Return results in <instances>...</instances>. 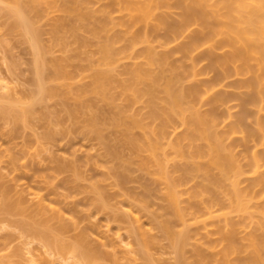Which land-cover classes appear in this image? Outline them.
Instances as JSON below:
<instances>
[{
    "label": "rangeland",
    "instance_id": "1",
    "mask_svg": "<svg viewBox=\"0 0 264 264\" xmlns=\"http://www.w3.org/2000/svg\"><path fill=\"white\" fill-rule=\"evenodd\" d=\"M15 1L0 0V264H82L85 256L88 264H183L185 259L188 264H221L216 260L225 246L221 230L222 233L237 230L238 241L249 233L263 237L264 225L262 221L257 225L254 215L258 214L253 211L249 214L251 218L247 215L250 221L242 227L235 226L242 222L241 215L232 213L230 219L235 227L229 229L228 225L226 231L218 213L229 201L227 194L223 196L219 191L213 195L212 187L204 186L201 190L204 182L209 185L206 171H186L200 141L189 139L188 129L178 119L169 122L165 134L158 136L161 122L151 117L148 97L123 87L129 78L128 69L142 63L134 55L138 47L130 57L122 56L106 67L111 75L105 95L88 88L99 58V44L117 30L94 35V18L76 21L60 9L67 0H55L56 9L46 8L44 13L36 8L25 11L30 28L37 33L43 58V84L59 90L56 95L43 94L41 101H34L38 86L33 50L15 14ZM175 10H171L172 16H176ZM70 21L77 23L74 32L66 28ZM56 25L62 29L60 37H54ZM114 46L121 49L125 42L115 41ZM170 60L177 65L183 61L178 53ZM55 63L61 66L66 78H54ZM205 63L202 60L199 66ZM208 77L202 76V81ZM29 103L32 104L27 118L13 117L12 111H19ZM163 104L157 101L159 107ZM227 104L229 108L233 105L231 112L238 111L236 102ZM224 106L219 109L225 111ZM199 109L206 111L209 104L203 102ZM92 114L97 116L98 125L90 127L88 120L93 118ZM228 121L218 125V132L225 133ZM235 135L226 138L231 144L227 145L246 164L245 151L252 143H244L240 135L239 138ZM149 140L159 142L156 150L149 148ZM194 161L202 163L204 159ZM121 170L127 179L119 185L116 177ZM157 171H164L165 176ZM211 172L216 175L217 169ZM247 182L244 180L242 187ZM172 183L179 191L178 203L185 218L190 219L193 203L202 206L201 215L204 206L218 212L214 211L217 216L212 213L214 218L209 220L201 216L207 224L198 222V229L203 226L200 230L196 229L197 224H192L195 222L192 213L190 225L187 222L185 226L193 238L185 247L182 262L160 225L162 216L163 219L169 216L164 194ZM144 195L148 207L140 200ZM214 196L215 203H211ZM239 247V254L228 255L227 264H238V256L245 257L242 243ZM59 248L64 251L59 252ZM198 253L208 256L198 260Z\"/></svg>",
    "mask_w": 264,
    "mask_h": 264
},
{
    "label": "bare ground",
    "instance_id": "2",
    "mask_svg": "<svg viewBox=\"0 0 264 264\" xmlns=\"http://www.w3.org/2000/svg\"><path fill=\"white\" fill-rule=\"evenodd\" d=\"M15 2V14L20 18L33 50V69L38 86V96L36 94L37 97H34V101H41L43 94L53 96L59 90L43 84L41 79L43 58L38 47L37 33L30 28V21L25 16V11L35 8L40 12L45 11L46 8L56 9L57 1L16 0ZM62 3L63 6L60 5V9L67 16L72 15L76 21L94 18V35L108 34L110 30L112 32L114 29L117 30L114 35L111 36L110 33V36H105L99 44V58L96 60V66L93 64L95 67L93 66L91 83L88 88H91L93 92L97 91L98 94L105 95L111 75L106 67L117 63L122 56L130 57L138 47L139 50L134 55L141 58L142 63L134 64L128 69L129 78L123 87L127 91L137 93L136 95L148 97L149 105H151V117L159 119L161 122L158 136L162 137L165 134L169 122L178 119L181 125L188 129L187 135L189 133L188 137H191L189 139L202 142L201 145L200 142L197 144L193 155L190 156L192 157L189 160L191 162H189L186 171L196 170L198 172L200 169L206 171L210 180L207 182V175H205L204 181L209 185L204 182L203 186L201 184V190L204 186L205 188L212 187L210 191L213 192V195L220 191L222 195L226 193L225 196L227 200L229 199V201L226 200L227 205L220 207V213L211 210L209 206H204L205 212L202 214L209 220V217L214 218L218 213L221 216L219 221H223L224 227L227 226L226 231H228V225L229 229L233 227L232 213L236 216L241 215L242 222L236 223L235 226L241 225L240 227H242L249 222L247 215L251 218L249 216L251 211L258 214L254 215L257 225L261 221V225H264V0H67ZM95 4L98 6L93 8ZM171 10L176 11V16H172ZM64 18L68 20L66 17ZM76 24H66L68 26L66 28L70 32H74L77 28ZM54 29V37L61 35L62 29L60 30L57 25ZM120 40H124L125 46L121 49L113 47L114 42ZM220 49L223 50L219 53ZM175 53H178L183 59L179 65L173 64L170 60ZM202 60H206V63L201 67L199 63ZM58 65H55L53 71L54 78H66V73H62L61 66L58 67ZM202 76L208 78L202 81ZM88 88L86 87V89ZM86 89L84 90L86 91ZM160 93L162 96L159 95ZM158 100L164 103L163 107L157 105ZM230 101L236 102L234 105L238 106L236 113L230 111L233 105L230 108L227 106ZM203 102L209 104V109L206 111L199 109ZM31 104L21 106L19 111H12L11 114L14 118L25 119L30 114ZM220 106H224L225 111L220 110ZM94 116L92 114L93 118L87 119L90 127L98 125L97 116L95 118ZM225 120L229 122L227 123L228 128L225 133H220L217 129L218 125L224 123ZM233 135L238 138L240 135L239 139L244 143L246 141L252 143L245 151L247 153L244 156L246 164L237 159L232 152V147L228 146L231 144L226 142V138L230 139ZM158 143L149 140L148 146L150 149L156 150ZM194 158L197 161L204 159V162L198 161V163L194 161ZM120 169L118 168V170ZM213 169H217V172H214L216 175L211 172ZM120 172L122 170L118 171L117 177L115 176L119 177L117 179L119 185L127 179V176ZM163 172L158 173L162 175ZM163 174L162 176H165V172ZM244 180H249L246 187L241 185ZM225 185L226 187L223 189ZM175 186L176 184L172 183L165 193L166 195L164 194L168 202V206L165 208H168L170 212L169 216L164 219L162 216L160 225L182 262L185 258L183 255L185 247L193 238L192 232L188 231L189 228L185 226L188 220L192 219V213L194 212L193 219L195 221L192 224L196 225L201 222L203 225L206 221L202 222L201 216L203 215L199 214L202 206L200 207L199 203L190 205L192 206L190 219L189 217L185 218V212L179 207L180 194ZM217 189L219 190L216 191ZM199 195H201L200 192ZM144 196L140 200L148 207V198L146 199ZM215 196L213 199L211 198V203L216 199ZM217 200H219L218 197ZM217 202L219 203V201ZM207 204L209 205V203ZM214 211L217 212L216 215ZM244 219L246 222H243ZM204 224L206 225L207 222ZM187 225L189 226L190 223L188 222ZM196 227L197 230H200L203 226L198 229L197 224ZM262 228L264 230V227ZM222 231L224 230H221L220 238L224 239L221 241H225V246H223L222 254L220 253L221 257L216 258L217 262L227 264L228 259L230 260L227 258L228 255L239 254L238 251L241 248L239 245L241 246L242 243V252L246 251L247 255L244 252L245 257L238 256V264H264L263 234V237L260 235L261 239L260 236L256 238V234L249 233V237L246 235V239L245 236L242 241L241 239L238 241L236 240L237 230V234L234 230L223 233ZM118 242L120 244V241ZM243 242L246 244L245 247ZM63 248H59V252L64 251ZM69 250L74 251L71 247ZM198 252L200 253V251ZM199 253L198 257L196 256L198 260L199 257L206 259L208 256ZM86 257H83L85 261H87ZM185 260L183 264H188ZM85 261L83 260L82 264H86ZM34 262L37 263L36 260Z\"/></svg>",
    "mask_w": 264,
    "mask_h": 264
}]
</instances>
